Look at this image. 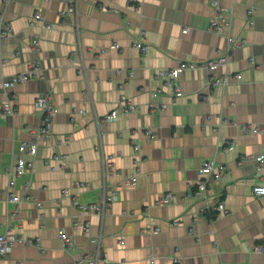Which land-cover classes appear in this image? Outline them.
<instances>
[{
    "label": "crops",
    "instance_id": "obj_1",
    "mask_svg": "<svg viewBox=\"0 0 264 264\" xmlns=\"http://www.w3.org/2000/svg\"><path fill=\"white\" fill-rule=\"evenodd\" d=\"M219 3L231 9L229 31L238 43L217 70L231 81L210 89L202 63L225 54L227 40L208 29L213 16L208 0H80L78 35L70 19L58 21L60 0H0V13L13 29L1 44L0 71L22 72L35 58L44 67L13 88L16 113L0 118V232L9 217V231L32 241L16 242L0 264H90L91 258L95 264H149L150 256L153 264H175L174 258L183 264H264V251L253 249L264 234V196L252 193L264 183V160L260 167L254 160L264 154V132L241 131L243 125L264 130V0ZM36 11L55 26L28 27ZM136 41L147 44V52ZM180 61L196 66L172 85L156 77L157 69ZM152 89L160 90L153 98ZM47 90L58 109L52 138L39 145L35 157L23 155L31 169L9 177L20 141L30 139L39 123L35 99ZM121 95L137 110L105 119ZM220 117L229 123L219 125ZM146 128L156 134L148 142ZM137 138L138 152L132 146ZM102 155L110 163L105 171ZM206 160L226 170L218 178L199 173ZM130 175L133 183L125 181ZM205 178V197L188 195ZM103 189H113L116 200L102 217L72 205V197L97 202ZM11 192L20 201H10ZM220 201L226 213L213 210ZM61 228L74 241L69 253L58 235ZM98 235L97 245L90 239Z\"/></svg>",
    "mask_w": 264,
    "mask_h": 264
},
{
    "label": "built area",
    "instance_id": "obj_2",
    "mask_svg": "<svg viewBox=\"0 0 264 264\" xmlns=\"http://www.w3.org/2000/svg\"><path fill=\"white\" fill-rule=\"evenodd\" d=\"M80 0H60L62 3L61 9L58 11V21H63L64 18L70 19L72 22V25L74 28H76V34L78 35V22H77V13H78V4ZM210 3V6L213 11L212 19L210 20L209 24V30L216 34H222L225 35L227 40V47H226V53L225 54H219L214 59H208L205 60L202 63V66L206 68V71L208 73V78L206 80V85L210 89H214L217 87H224L225 85H228L231 81L229 74L226 72L220 76L217 73V70L220 66L225 65L228 61V55L235 46L238 41L230 34L229 26L231 24V9H226L225 7L221 6L219 3V0H208ZM7 3L8 0H5ZM102 8H107L104 3H101ZM113 10H118L116 7L112 6L109 7ZM250 13L253 11H249ZM36 24L41 25L43 28H53L55 24L53 22L46 21L41 13L39 11H36L33 13V15L28 19V27H34ZM189 30L188 27H184L182 31L186 33ZM13 29L9 21H7L4 18V15L0 13V49L2 42L7 39L9 36L12 35ZM31 44L33 46V49L35 52H37L38 48V36L34 35L31 38ZM133 45L141 50L142 52H147L148 45L144 44L140 41H136L133 43ZM112 48L117 47L116 44H113L111 46ZM250 63L256 64V61L253 57L249 59ZM196 65H193L191 63H188L186 61H180L176 66L174 67H163L160 69H157L156 71V77L160 78L164 81V84L166 85H172L174 84L175 79L178 77V75L186 70L187 68L194 67ZM198 67V66H197ZM81 69L83 67L81 66ZM44 70V67L40 61L39 58H35L32 63L27 67L26 70L11 74L10 76H4L2 72L0 71V88H1V95L2 100L0 101V118H7L12 117L16 113L15 106L13 104V95L12 90L18 83H25L29 79L37 76L41 71ZM235 79H240L241 75L235 74ZM155 92H160L159 89H152L149 91V94L151 98L154 97ZM203 98H207V96H204ZM34 106L39 114V123L32 129V137L30 139L21 140L19 144V153L20 157L18 158L16 163H11L9 167L7 168V174L9 177H17L22 175L27 169L32 168V162H27L23 155H28L30 157H35L37 154L38 147L41 143L44 141L48 142L52 138V125L54 121V117L56 113L58 112V109L55 107L52 101V92L50 90L44 91L42 93H39L35 99ZM149 107L151 110H153L156 105L154 101H151L149 104ZM137 110V106L128 101L127 98L124 95H121L118 99L117 105L115 109L111 110L108 115H106L104 118L113 121L117 118L118 114H128L131 112H135ZM229 123L226 118L220 117L219 125L220 124H226ZM232 124V121H230ZM241 131L244 133L252 132V133H261L264 132V130L259 125H243L241 126ZM137 132V131H136ZM144 140L150 141L153 140L156 137V134L152 131L150 128H146L143 131ZM233 145L234 143L231 142ZM132 146L134 151L138 152L140 149V142L137 138L136 140L132 141ZM232 147V146H230ZM97 148V146H96ZM54 158H58L57 156H54ZM102 163H103V170H107L110 166L109 161L105 160V158L102 155ZM254 160L256 161L258 167H260L264 160V154H259L255 156ZM50 170H55V166H50ZM226 170V166L216 163L214 160H206L201 163V165L198 167V172L201 174H205L207 176L214 174L215 177H219L224 171ZM135 175L128 176L125 181L129 183H133L135 181ZM208 179H202L196 183L192 189H190V193L188 195H193L194 197H205L206 195V188H207ZM24 188H28V183L26 182L24 185ZM66 191V190H65ZM252 193L258 196H264V183L261 185H255L252 188ZM9 200L12 202H18L20 201V197L15 193L9 194ZM172 199V196L170 194H167L163 197V200L170 201ZM116 200L115 191L112 189H103V192L101 193L100 199L97 202L94 203H88L83 204L79 203L76 197H72V205H74L76 208H78L80 211L85 213H96L103 216L105 207L110 205L112 202ZM213 210H217L221 213H226L227 210L224 206V203L220 201L216 206L213 207ZM10 215V214H9ZM12 215V214H11ZM80 223L75 222L74 225L78 226ZM174 224H177L175 221ZM9 217L6 219V227L3 232H0V257L7 255L11 248L14 246L16 242H32L31 240H24L18 235H14L11 231H9ZM81 229L83 232L87 233L89 231V223L84 222L81 224ZM158 227H154L153 231H158ZM188 232L190 234H193V228L189 227ZM59 238L62 242L64 251L70 252L73 248L74 241L70 235L64 230L59 229L58 230ZM91 242L99 244L100 241V235L93 237L90 239ZM254 251L257 253H261L264 251V245L255 244L253 246ZM84 260V258H78L76 259V262L81 263ZM175 264H183L180 262L177 258L173 259ZM90 264H95L96 259L91 258L88 260ZM154 263V258L150 256L149 258V264ZM14 264H22L21 261H15Z\"/></svg>",
    "mask_w": 264,
    "mask_h": 264
},
{
    "label": "trees",
    "instance_id": "obj_3",
    "mask_svg": "<svg viewBox=\"0 0 264 264\" xmlns=\"http://www.w3.org/2000/svg\"><path fill=\"white\" fill-rule=\"evenodd\" d=\"M205 214L208 217H210V218H213L215 216L214 215L215 213L212 212V211H207V212H205ZM256 244L264 245V234H263V236L261 238H259V239L256 240Z\"/></svg>",
    "mask_w": 264,
    "mask_h": 264
}]
</instances>
